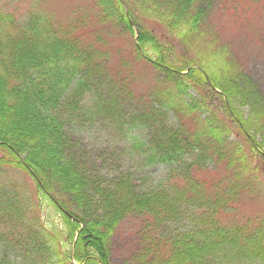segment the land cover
Returning a JSON list of instances; mask_svg holds the SVG:
<instances>
[{
	"label": "trees",
	"instance_id": "obj_1",
	"mask_svg": "<svg viewBox=\"0 0 264 264\" xmlns=\"http://www.w3.org/2000/svg\"><path fill=\"white\" fill-rule=\"evenodd\" d=\"M253 1L230 0L234 10L243 14L251 12L249 6ZM255 1L262 4V0ZM95 2L101 9L99 13L105 27L108 22L116 24L129 35L135 26L138 28L136 59H146L155 70L165 74L142 98L146 103L139 105L142 110L134 121L136 127L156 129L144 140L135 141L141 149L144 147L140 152L147 155V164L169 166L167 178L139 192L132 179L118 175L116 181L108 184L110 191H98L104 215L87 220L90 214L86 212L89 203L84 196L87 178L64 157L63 125L54 113L75 79L76 92L87 90L91 76L110 71L111 60H100L105 58L106 52L103 54L104 51L89 46L73 26L59 25L55 15L42 10L40 0L27 3L22 22L0 6V147L10 157L6 162L0 160V176L5 178L9 168L23 169L40 180L41 184L36 182L38 199L56 208L62 206L58 212L69 231L66 241L70 246L80 223L84 224L67 253L58 247L57 238L45 230L41 219L36 228L23 217L21 210L27 200L20 209L12 207L8 202L11 199L5 198L1 199L3 202L0 200V243L11 247L17 244L20 250H29L30 264H39L37 257L43 262L40 254L48 250V246H52L49 257L54 259L53 264H65L62 258L81 264H113L109 243L123 222L132 218L142 224L131 243L130 264H264V191L255 179L259 172L253 167L252 158L263 147L248 135L249 117L243 119L241 112L242 115L232 114V103L242 97L240 102L247 104L249 112L259 113L258 119L264 114V101L261 89L244 74L246 69L238 61L242 57L232 56L236 74H229L227 48L215 51L217 55H207L211 58H206L207 62L199 63L198 67H193L192 63L167 65L162 47L136 19L143 14L159 16L157 11L160 10L161 19L148 21L150 24L160 25L171 17L170 34L177 32L193 38L194 42L200 41L205 36L200 28L201 20L207 12L201 8L202 4L196 7L198 0ZM164 12L168 17L162 16ZM226 57L225 68L222 60ZM222 67L224 69H220ZM234 76H239L245 83L243 88L250 94L237 96L232 82ZM204 82L225 95L227 112L240 126L239 135L245 136L248 144L243 143L249 153L245 154L242 148L227 153L216 148L218 145L212 140L224 143L227 131L215 127V122L209 119L202 122L197 117L192 118L197 105L187 98L188 90L192 84ZM112 84L114 82L110 81L107 87L111 88ZM123 92L130 98L129 93ZM170 112L176 118L175 124L160 119ZM195 119L200 124L193 128L190 123ZM49 175L54 179L56 193H52L46 183L45 177ZM7 184L0 179V196L10 195L3 192L10 191ZM64 197L75 202L79 213L63 207ZM245 197L250 202L244 200ZM39 209L38 204L37 212ZM16 221L28 227L29 236L18 231L21 235L14 239L15 231L8 229V225ZM168 223L172 229L166 227Z\"/></svg>",
	"mask_w": 264,
	"mask_h": 264
},
{
	"label": "rangeland",
	"instance_id": "obj_2",
	"mask_svg": "<svg viewBox=\"0 0 264 264\" xmlns=\"http://www.w3.org/2000/svg\"><path fill=\"white\" fill-rule=\"evenodd\" d=\"M30 1L0 0V6L3 10L13 13L16 20L22 22L21 20L25 18L27 3ZM40 4L44 12L56 16L55 21L59 25L73 26L77 29L76 34L80 35V38H85V42L89 46L104 51L103 54L106 52L105 58H100V60H111L110 71L108 73L102 72L99 75L94 74V77L91 76L89 78L90 86L87 90L81 93L76 92L75 79L70 90L67 91L68 93H65V99L58 107L59 109L54 113L57 120L63 125L66 143L64 157L66 160H71L78 169L80 168L81 173L87 178L84 195L87 198V203H89L86 212L90 214L87 220L95 216L101 217L104 215L105 209L101 204L102 200L100 202L98 197V191L103 189H106L105 192L110 191L108 184L114 182L113 180L118 175L128 176L132 179V184L137 185L136 188L139 192L143 189H150L154 184L167 178L169 166L166 163L147 164V155L140 152L144 147L141 149L135 141L138 138L145 139L156 129L154 127L152 130L136 127L134 121L135 116L142 110L139 105L146 103V101H142V98L157 84L155 81L164 79L165 74L155 70L146 59H136L138 28L135 26L133 33L129 35L116 24L113 26L108 22V27H105L99 13L101 9L95 0H40ZM198 4H202L201 8L207 13L201 20L200 27L205 36L196 42L193 38L184 37L177 32L170 34L169 20L171 21V17L164 19V23L160 25L150 24L149 22L152 23L154 19H161L162 12L160 10L157 11L159 16L149 14L146 17L143 14L142 17L139 16L136 19L142 26L147 27L146 29L153 34V38L162 47L163 58H165L167 65L184 66L192 63L193 67H198L199 63L207 62L206 58H211L207 55H217L215 51L227 48L225 56H229L230 59L228 60L229 74H236L235 58L232 56L233 54L236 57L239 55L242 59L238 58V61L246 69L244 74L258 85V89H261L264 101V1L262 0V4L259 5V1L254 0L249 6L252 7L251 12L247 14L235 11L230 0H198L196 7L200 6ZM205 5L210 6L205 7ZM162 16L168 17V15L165 16V12ZM230 47H232L231 50ZM148 53L153 58L151 52ZM227 57L222 60L224 67L227 63ZM214 59L217 60V57ZM218 61L221 62V60ZM224 67L220 69H224ZM233 78L231 79L234 82L235 90H237V96L241 97V93L250 94L249 90L243 88L245 83L239 79V76ZM110 81L114 82V85L112 84L113 86L108 88ZM98 83L99 85H97ZM121 89L123 90L120 91ZM123 91L129 93L130 98H127ZM188 92L189 101L194 100L197 105L192 118L197 117L202 122L209 119L215 122L213 124L215 127L224 128L227 131L225 139L223 138L225 144L221 143L219 139L217 141L220 144L216 140H212V143L218 145L215 146L216 148L224 149L226 153L238 151L241 148L245 154L249 153L246 147L248 142H245V136L239 135L240 126L237 125L232 114L236 116L237 113H243V115L241 114L243 119L249 117V123L246 124L249 127L248 135L252 136L253 141L260 143L263 147V150L254 156L252 155V158L254 159L253 167L259 172L255 179L258 186L261 187V191H264V114L257 119L258 111L256 115L249 112L247 104L244 105L240 102L242 97H237L232 103L234 106L232 114H230L227 112L225 95L219 89H213L209 83L192 84ZM174 117L170 112L160 119L169 124H175L176 118L174 119ZM197 119L190 123L193 128L200 124ZM0 160L3 162L10 160L7 151L2 147H0ZM1 178L8 182L9 187L7 186V189L10 190H3V192L10 195L0 196V200L11 199L8 201L9 204H12L14 208L19 206L20 209L23 208V202L27 200L21 210L23 217L33 223L34 226H36L38 219H41L45 230L57 238L58 247H62L67 253L70 252L73 242L76 241L84 224L80 223V229L74 233L70 246L66 241L69 231L64 224L62 214L58 212L62 206L56 208L48 202L38 199L36 184L41 182L40 180L32 178L23 169L11 168L6 170L5 178L0 176ZM45 179L52 193H56L57 190L54 189L56 185L52 176H46ZM253 191L255 194L258 193L256 189ZM64 198L66 204L63 207L79 213L75 202L70 201L69 197V199ZM244 200L249 201L247 197ZM3 201L1 200V202ZM255 201L258 203V200ZM38 204L40 209L37 212ZM21 223L23 222L16 221L8 225V229L15 231L12 235L14 239H17L21 233L23 236L30 234L27 230L28 227ZM141 224L131 218L128 221L125 220L116 230V236L109 243L113 264H130L128 257L132 249L131 243ZM169 224L166 227L172 229ZM44 228L41 229L44 230ZM18 231L21 233L18 234ZM50 233L48 234L50 235ZM2 245L4 244L0 243V264H30L28 260L31 257L27 255L29 250L24 249L22 251L17 244L13 247ZM46 249L48 250L40 254L43 262L40 257H37L39 264H53L54 262V259L49 257L52 246H48ZM62 260L66 262L65 264H81L76 260L69 261L67 258H62Z\"/></svg>",
	"mask_w": 264,
	"mask_h": 264
}]
</instances>
